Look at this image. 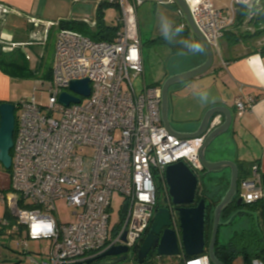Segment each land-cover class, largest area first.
Segmentation results:
<instances>
[{
  "label": "built area",
  "instance_id": "1",
  "mask_svg": "<svg viewBox=\"0 0 264 264\" xmlns=\"http://www.w3.org/2000/svg\"><path fill=\"white\" fill-rule=\"evenodd\" d=\"M106 1L119 10L121 27L115 39L93 41L61 29L48 105H40L34 97L16 105L20 114L12 148V187L0 193L15 223L7 219L1 223L26 253V238L47 241L43 260L32 258L35 264H78L116 246L129 248L137 262L133 264H139L137 253L163 207L169 209L171 228L181 243L180 220L169 195L166 168L184 162L199 176L204 169L198 152L209 133L224 121L223 115L215 116L207 133L197 138L181 139L166 130L160 87L145 82L138 93L134 82L145 76L138 8L147 0ZM156 1L174 4L173 0ZM186 1L196 26L218 54L219 40L235 23L238 7L257 5V0H231L229 6L219 8L211 0ZM177 14L183 17L180 9ZM84 79L91 84L88 97L70 91L72 81ZM64 92L81 102L64 105L59 98ZM256 102L253 96L236 99L238 116L245 115ZM87 148H93V155L83 153ZM157 178L167 192L168 205L163 207ZM238 188V197L245 204L264 200L259 165L252 166L250 176L241 180ZM117 194L123 201L120 220L112 227V203ZM59 199H66L75 209L73 222L63 224L52 215ZM182 255L183 251L178 256ZM183 264L213 263L205 252Z\"/></svg>",
  "mask_w": 264,
  "mask_h": 264
},
{
  "label": "crops",
  "instance_id": "2",
  "mask_svg": "<svg viewBox=\"0 0 264 264\" xmlns=\"http://www.w3.org/2000/svg\"><path fill=\"white\" fill-rule=\"evenodd\" d=\"M105 1L106 0H0V43L4 51H23L27 60H32V55L30 54L32 51L34 55L33 61L36 63V66H38L39 61L43 57V52H41L40 47L45 50L47 42L51 38L50 35L52 31L56 29V33L58 34L62 29L60 24H58L59 21L82 20L94 27L96 25V10L98 6ZM211 1L219 8L227 6L220 0ZM68 4H71V7H68V13H65L64 10L67 8ZM114 8L116 9V7ZM110 11L111 10L105 11V22L113 26L118 25L119 14L115 16V22L117 23H111L107 19V12ZM257 12L258 10L251 11V8L248 7V18L251 17L252 13L256 14ZM168 21L167 23L161 20L159 22V26L162 27L163 32L169 31ZM258 28L263 29L261 25ZM258 28L255 22L249 23V19L239 27L233 25L229 28L232 33L238 35V38L236 40L233 38L231 39L232 42L228 44L230 46L228 49L232 48V46H243V50L239 54H228L229 58H225L220 53L221 61L217 66L214 63L213 68L206 72L205 75L194 78L195 81L192 88L199 90L201 92L199 96L201 97L192 98L191 96H184L180 98V103H182L183 100L186 101L184 103L187 105L185 116L178 113L180 107L177 104L180 99L178 101L174 100L171 117L175 129L182 132H195L209 109L218 106L226 107L231 112V115H233V123L229 131L222 134L221 137L217 138L209 147L206 152L207 158L213 161L227 160L233 163L235 162L238 164V168L239 164H243L245 167L243 170L245 171V174L243 173L244 177L250 176L253 165H259L261 175L263 176L264 187V54L261 52V49L264 48V33L260 35L257 34ZM173 29L175 32L181 31L178 27H173ZM241 29L243 37H239ZM139 33L142 38L140 21ZM225 34L220 38V41L229 39ZM191 40L194 43L193 51L178 53L184 56L177 54V56L182 59V62L176 61L175 57H171V59H173L171 63H177L175 71H172L171 75L181 74V72L193 69V67L205 61L206 55L204 50L200 43L194 38L193 34ZM143 42L142 38V45ZM142 58L144 59L146 74L144 45L142 48ZM167 77L168 76L162 81ZM12 78V76L4 74L0 68V102L5 101L11 103V101H13L9 91ZM178 88L177 86L174 89L178 90ZM245 96H253L257 98V102L251 109L245 112V115L240 117L237 114L235 100L244 98ZM184 109L186 108L184 107ZM220 114L223 115V113ZM223 116L225 119V115ZM11 175L12 174L5 169L3 163L0 162V193H6L11 190ZM208 177H210L209 180H211L212 177H217L215 179L217 182L219 180L217 183L218 187L216 186L217 188L214 187V189L211 188L217 194L223 195L227 191L224 189V183H226L227 180L230 181L231 176L229 169L219 174H211ZM249 210V207L243 206L241 208L243 213L239 216H234V218H236L235 224L238 223L240 226L235 232L250 227ZM4 219L12 222L13 217L7 209L6 204L0 200V236L3 239H5L4 236L7 235L6 227L1 223ZM29 250L27 256L33 258L34 252ZM46 251L43 252V256L38 262L43 260ZM9 257L7 253H0V264H6ZM237 260L241 261V264H244L242 258L239 257ZM254 264L256 263L254 262Z\"/></svg>",
  "mask_w": 264,
  "mask_h": 264
},
{
  "label": "water",
  "instance_id": "3",
  "mask_svg": "<svg viewBox=\"0 0 264 264\" xmlns=\"http://www.w3.org/2000/svg\"><path fill=\"white\" fill-rule=\"evenodd\" d=\"M260 1L257 0V6H260ZM174 4L183 13V19L186 22L189 31L193 34L194 38L200 43L206 55L205 61L193 67V69L181 72V74H174L167 77L161 86V118H163V124L166 130L170 134H174L176 137L184 138H197L202 136L208 131V126L211 120L220 113L225 115L224 122L221 126L211 131L206 137L205 143L199 150L200 162L203 165V176H209L211 174H219L224 170H230V181L227 191L221 198V202L214 209L213 229L211 234V241L206 248L205 238V218H206V202L201 199L197 206H193L196 199L197 189L200 184V177H198L184 162L173 163L166 168L165 179L167 180V187L172 203L175 207L177 215H179L180 227H181V243L178 239L177 232L171 228L172 215L168 208H159L156 217L152 223L151 231L143 240L138 251V263L142 264L146 262L149 256L153 253H157L160 257L172 256L177 257L182 251L187 256H201L203 253L208 252L211 263L213 264H225L221 262L214 250L217 243V236L219 229L223 225H228L232 219L227 222H223V212L232 203L236 202L240 207L244 206V202L238 196V181H239V168L237 163L231 161H213L207 158V151L212 143L222 134L229 131L233 123V115L224 106L213 107L209 109L203 119L201 120L198 129L195 132H182L175 129L171 117L172 105H171V93L170 91L182 83L194 80V78L203 76L206 72L213 68L215 61V54L212 45L202 32L196 26L194 18L192 17L190 6L186 0H173ZM70 91L74 92L82 97H88L91 93V84L88 79L82 81H72L70 84ZM60 101L69 106L71 103H80L81 99L75 97L66 92L60 94ZM16 104L10 102L0 103V162L3 163L5 169L12 168V151L14 145V134L16 130ZM127 206L122 210V213H126ZM129 248L125 246H116L106 250L103 256H116L121 254H127ZM127 257L117 259L107 264H117L125 261ZM81 261L78 264H83Z\"/></svg>",
  "mask_w": 264,
  "mask_h": 264
},
{
  "label": "rangeland",
  "instance_id": "4",
  "mask_svg": "<svg viewBox=\"0 0 264 264\" xmlns=\"http://www.w3.org/2000/svg\"><path fill=\"white\" fill-rule=\"evenodd\" d=\"M71 1V0H70ZM225 5L229 6L231 0H220ZM226 6V7H227ZM71 7V4L67 5V8L64 10L65 13H68V9ZM73 7V4H72ZM224 7V8H226ZM138 20L140 21V32L142 33L143 38V45L145 48V57H146V74L145 78L140 77L138 79H135V86L137 92H141L144 88L145 82L149 86L152 87H158L163 84L164 81H162L166 76H170L172 71H175L176 62L174 64L171 63V57H175L176 61H181L182 59L177 56L178 53H173V51H176V49L171 47V38H174L176 36H180L183 34L182 31L175 32L173 27H178L179 23L181 22V18L178 16L177 11L173 6L170 4L161 5L156 0H147L145 3L142 4L141 7L138 8ZM106 10H111L110 12H107L108 20L111 23H117L115 22V16H118L119 10H116L113 6L107 7ZM113 19H112V18ZM164 17V18H163ZM167 21L169 22L168 30L164 31L162 30V27L159 26V22ZM56 30V29H54ZM52 31L50 35V40L47 42L46 49L40 47L41 52H43V57L39 61L38 66H36V63L33 61V52L31 51L30 54L32 55V60H27V62L30 64V68L34 71L36 70L37 76L34 78H12L11 85L9 87L10 96L12 97L11 101L14 104H18L23 99L31 100L33 97L37 100V102L46 107L49 103V95H50V80L47 78L48 72L53 69L54 66V57H55V46L57 41V30ZM162 30V31H161ZM243 33L242 29L239 34ZM141 38V42H142ZM231 39L225 41L219 40V47H220V53L225 58H229L228 54L234 53L239 54L243 50V46H232V48L228 49L230 47L228 44L231 43ZM1 45V43H0ZM183 53V52H182ZM215 54V65L217 66L218 63H220L221 58L220 54L216 50H214ZM181 55V54H178ZM184 56V55H181ZM144 63V59H143ZM183 64V63H182ZM181 66V65H178ZM145 67V63H144ZM195 80L182 83V85H179L178 90L172 89L170 91L171 93V105L173 104V101H178L181 97L184 96H191L192 98L195 97H201L199 94L201 93L199 90H195L193 87V83ZM181 86V87H180ZM177 87V86H176ZM181 99L179 100V109L178 113L182 116L186 115L187 111V105L184 103L186 102L183 100L182 103H180ZM173 106V105H172ZM184 107L186 109H184ZM183 108V109H182ZM20 112L16 111V116H19ZM84 154L93 155L94 150L93 148H87L83 152ZM13 154V151H12ZM9 173L12 172V168L8 170ZM200 179L203 178L202 172L199 174ZM217 177H212L211 180H207L206 185L208 189L211 190V188L214 189L219 182L215 180ZM157 183L159 185V204L161 207L168 205L166 197L167 192L165 191L163 185L161 184V180L157 178ZM221 179V178H220ZM216 184V185H215ZM218 187V186H217ZM216 187V188H217ZM212 189V190H213ZM216 192L213 191V194ZM123 198L120 195H115L113 203H112V210H111V225L112 227L115 226L120 220L119 218V211H120V204L122 203ZM56 208L57 212H53L52 215L58 220L59 222L66 224L71 223L74 221V212L75 209L72 207H69L67 205L66 199H59L56 202ZM225 222H227L225 220ZM224 222V223H225ZM240 226L237 224L235 225H223L221 226L220 236L222 243H226L230 240L231 236L234 234L235 231H237V228ZM7 234V233H6ZM23 237L25 238V229H22ZM8 235V234H7ZM5 235V239H3L0 236V253H7L9 259L6 261V264H35L32 261V258H29L27 256V253L23 248L18 247L17 238L15 236ZM15 238V239H14ZM26 241L28 242V246H30V250L34 252L33 258H36L37 261L41 259L43 256V252L46 251L47 248V241L42 240H33L26 238ZM256 262V261H255ZM137 263L136 261L132 260L131 255H129V259L124 264H133ZM177 264L175 257L172 256H165L160 257L157 255V253H153L149 256L148 260L142 264ZM183 264V262H182ZM235 264H241V261H238ZM260 264V262L258 263Z\"/></svg>",
  "mask_w": 264,
  "mask_h": 264
},
{
  "label": "trees",
  "instance_id": "5",
  "mask_svg": "<svg viewBox=\"0 0 264 264\" xmlns=\"http://www.w3.org/2000/svg\"><path fill=\"white\" fill-rule=\"evenodd\" d=\"M175 8L176 11H178V7L175 6V4H170ZM112 6L107 1L104 3H101L97 8V14H96V25L92 27L89 23H86L84 21H75V20H69L64 21L61 20L58 22L60 24V27L62 29L67 30H73L75 32L83 34L84 36L89 37L93 41H113L116 37V33L118 32V29L121 27L120 22L118 25H109L107 22H105V9L107 7ZM114 7V6H113ZM252 10H258V12L252 13L251 17L248 18V7L240 5L237 9V18L235 20L234 26H241L246 20L249 19V23L255 22L256 27H263V29L258 28L257 34L264 33V0L260 1V6H254L252 7ZM183 25V27H181ZM258 25V26H257ZM179 30L183 32L182 35L171 38V47L176 49V51H173V53H181V52H191L194 48V43L191 40L192 33L189 31V28L187 27L185 20L181 17V22L178 26ZM229 31V32H228ZM226 32L225 35L228 36L230 39L236 40L238 35L232 33L229 29ZM239 37H243V34H239ZM261 52L264 54V48L261 49ZM0 68L3 71L4 74L8 76H12L14 78H34L38 74H36V70H32L30 68V64L27 62L26 55L23 51H4L3 46L0 45ZM51 70L48 72L47 78L51 80L52 74ZM162 86V85H161ZM161 86H158L161 88ZM1 103V102H0ZM17 105V104H16ZM12 154V153H11ZM243 164H239V181L238 186L240 184V181L249 177V175L244 177L243 173L244 170ZM245 174V173H244ZM209 180V179H208ZM207 178L203 176L202 179H200V184L198 187V191L196 194L195 203L193 206H197L201 199H204L206 202V218H205V238H206V248L208 247L210 241H211V234L213 229V220H214V209L215 207L221 202V198L224 196L221 194H213V190L208 189L206 182ZM222 181V180H221ZM229 181L227 180L226 183H224V189H228ZM238 197V196H237ZM244 206H247L250 208L249 216H250V227L248 229H243L241 231L235 232L230 240L226 243H222L220 236L221 228L219 229L218 233V240L215 245V252L217 257L221 262H224L225 264H235L236 260L242 258L244 261V264H254L255 261H259L261 264H264V200H261L260 202L252 203V204H244ZM241 208L237 200L236 202L232 203L228 208L224 210L223 219L225 220H231V222L228 225L235 224L234 216H239L243 212L241 211ZM12 223L14 222V219H12ZM196 256H177L175 257V260L177 264H182L184 260H189L190 258H193ZM152 264V263H150Z\"/></svg>",
  "mask_w": 264,
  "mask_h": 264
},
{
  "label": "flooded vegetation",
  "instance_id": "6",
  "mask_svg": "<svg viewBox=\"0 0 264 264\" xmlns=\"http://www.w3.org/2000/svg\"><path fill=\"white\" fill-rule=\"evenodd\" d=\"M210 176V175H209ZM207 179H210V177H206ZM106 250H104L105 252ZM104 252L99 253V254H93L92 256H89L83 264H107L108 262H113L116 261L117 259L120 258H125L127 257V259L125 261L119 262L117 264H124L128 259H129V255L131 253V250L128 251L127 254H121V255H116V256H103Z\"/></svg>",
  "mask_w": 264,
  "mask_h": 264
},
{
  "label": "clouds",
  "instance_id": "7",
  "mask_svg": "<svg viewBox=\"0 0 264 264\" xmlns=\"http://www.w3.org/2000/svg\"><path fill=\"white\" fill-rule=\"evenodd\" d=\"M161 89V88H160ZM224 122V121H223ZM202 174H203V172H202ZM199 177V176H198ZM245 204V203H244Z\"/></svg>",
  "mask_w": 264,
  "mask_h": 264
}]
</instances>
